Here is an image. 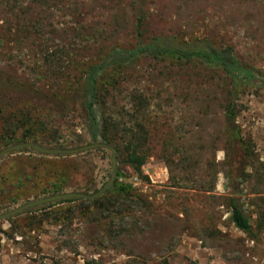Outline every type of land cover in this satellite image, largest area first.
<instances>
[{"label": "rangeland", "instance_id": "obj_1", "mask_svg": "<svg viewBox=\"0 0 264 264\" xmlns=\"http://www.w3.org/2000/svg\"><path fill=\"white\" fill-rule=\"evenodd\" d=\"M136 2L0 0V152L21 143L73 149L67 146L77 137L80 148L102 142L92 139L80 98L71 95L53 123L29 91L42 99L66 97L63 81L79 67L112 48L134 47L135 9L146 11L148 39H209L232 47L264 76V0ZM22 18H41L45 38H29ZM125 76L112 91L110 112L124 124L125 140L138 122L152 148L144 171L150 182H135L133 170L124 168L140 201L109 210L58 202L1 221L0 264H264V89L240 87L237 100V125L252 150L243 200L253 233L245 234L230 222L225 202L226 76L144 59ZM190 148L198 163L187 174L177 166ZM111 157L108 150L5 157L0 216L54 195L97 194L110 181Z\"/></svg>", "mask_w": 264, "mask_h": 264}, {"label": "trees", "instance_id": "obj_2", "mask_svg": "<svg viewBox=\"0 0 264 264\" xmlns=\"http://www.w3.org/2000/svg\"><path fill=\"white\" fill-rule=\"evenodd\" d=\"M141 1L143 0H137L136 3ZM133 15L135 18V46L132 48L123 46L112 48L111 51L108 50L107 54H103L98 61L87 66L84 65L82 69L79 67L75 76L70 77V74L65 79L66 81H63L66 97L46 96L42 99V95L38 91L33 89H31L33 92L29 91V94H32V97L36 99L34 100L36 103H44L47 119L53 123L63 111L67 99L71 95L80 98L84 119L89 124L92 139L96 142L100 139L101 143L110 149L111 154L112 149L116 150L115 158L118 163L116 179L109 186L113 175L112 170L110 181L103 188H107L104 195L92 201L68 200L60 202V204L79 203L80 205L109 210L121 203H137L140 201L139 196L134 194L136 189L133 184L128 182L130 177L124 168L132 169L138 181L150 182V179L144 175V168L152 158V148L146 139L145 129L138 122H135L134 128L128 132L131 134V138L125 140L121 135L125 131L122 129L124 124L118 122L110 112V103L111 100H114L112 91L121 87L122 81L126 77V69L136 65L142 59L160 64L170 63L179 70L192 66L211 67L220 70L226 76L228 81L226 86L230 88L228 101L224 107L226 207L232 225L240 232L252 234L253 226L243 200L245 196L243 185L247 180L246 170L252 150L251 144L245 141L237 125V100L240 87L254 85L264 89V76L256 69L246 65L232 47L219 46L209 39L187 40L180 35H160L148 39L144 29L148 18L146 11L144 8L135 9ZM19 19L21 18L19 17ZM20 22L23 25L22 31L27 33L29 38L40 40L45 38L46 27L41 18H37V20L22 18ZM18 87H14L15 91ZM22 117L24 118V116ZM79 144L80 138L77 137L67 147L78 149L80 148ZM57 148L65 149V146L59 144ZM189 150L191 153L196 151L192 148ZM197 163L195 153H192L184 160L178 161L177 167L185 170L187 174H191L197 169ZM212 167H217L215 161H213ZM215 182L216 176H214L213 184L208 190L209 193L215 191ZM58 191L60 190L56 192ZM24 213H32V210H27ZM12 221L13 218L8 220L9 223Z\"/></svg>", "mask_w": 264, "mask_h": 264}, {"label": "water", "instance_id": "obj_3", "mask_svg": "<svg viewBox=\"0 0 264 264\" xmlns=\"http://www.w3.org/2000/svg\"><path fill=\"white\" fill-rule=\"evenodd\" d=\"M94 150L110 151V149H108L106 145L102 143H96L94 145L85 146V147H81L78 149L48 148V147H44L36 143H21V144L8 147L7 149L1 151L0 161H2L5 157L9 155H13L17 153H24L28 151L34 154H37V155L45 156V157L60 158V157H74V156H78L83 153L94 151ZM115 155H116V150L112 149L111 164H112L113 175H112V179L110 181L109 186L112 185L116 179V171H117L118 163L115 158ZM106 189L107 188L103 189L102 191L92 196L82 194V193L59 194V195H54V196L41 199L35 202H31L13 212L0 216V222L12 219L18 215L23 214L27 210L44 207L46 205L55 204L58 202H63V201H68V200H91L92 201L104 195V193L106 192Z\"/></svg>", "mask_w": 264, "mask_h": 264}, {"label": "crops", "instance_id": "obj_4", "mask_svg": "<svg viewBox=\"0 0 264 264\" xmlns=\"http://www.w3.org/2000/svg\"><path fill=\"white\" fill-rule=\"evenodd\" d=\"M145 169H146V168H144V171H145ZM147 173H148V172H147ZM147 175L149 176V174H147ZM149 177L151 178V176H149ZM135 179H136V178H135ZM135 179H134V181H135Z\"/></svg>", "mask_w": 264, "mask_h": 264}, {"label": "built area", "instance_id": "obj_5", "mask_svg": "<svg viewBox=\"0 0 264 264\" xmlns=\"http://www.w3.org/2000/svg\"><path fill=\"white\" fill-rule=\"evenodd\" d=\"M135 182H139L138 179H135Z\"/></svg>", "mask_w": 264, "mask_h": 264}]
</instances>
